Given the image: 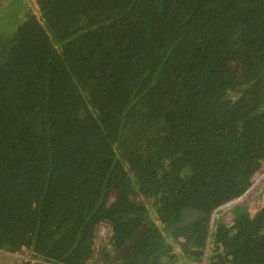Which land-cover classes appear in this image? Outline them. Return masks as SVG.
<instances>
[{
	"label": "trees",
	"instance_id": "trees-1",
	"mask_svg": "<svg viewBox=\"0 0 264 264\" xmlns=\"http://www.w3.org/2000/svg\"><path fill=\"white\" fill-rule=\"evenodd\" d=\"M21 13L0 18V250L15 264H264V0Z\"/></svg>",
	"mask_w": 264,
	"mask_h": 264
},
{
	"label": "rangeland",
	"instance_id": "rangeland-1",
	"mask_svg": "<svg viewBox=\"0 0 264 264\" xmlns=\"http://www.w3.org/2000/svg\"><path fill=\"white\" fill-rule=\"evenodd\" d=\"M21 1H23V0H0V4H1L0 5V18L3 20L4 24L8 28H12V23H10V22L17 21L19 19V17L22 15L21 7H23L24 3H29L32 6L33 3L35 2V0H26L23 3ZM14 6H16L17 8L20 7L17 12H15L16 10H13V8H12ZM9 9H12V10L10 11ZM1 10H3L4 12H2ZM263 175L264 174H262L261 176L254 175L253 178L256 180L255 182L256 183L259 182L262 179ZM251 186H250V188H251ZM120 189H121L120 185H116L114 187V190L108 195V201L109 202H116L119 200V190ZM250 191L251 190H246L245 192H247V194H250ZM223 217L226 221H229L232 218L231 211L227 210L223 214ZM25 257H27V256H25ZM17 261H18L17 258H14V257L10 256L9 254L0 250V264H15Z\"/></svg>",
	"mask_w": 264,
	"mask_h": 264
},
{
	"label": "built area",
	"instance_id": "built-area-1",
	"mask_svg": "<svg viewBox=\"0 0 264 264\" xmlns=\"http://www.w3.org/2000/svg\"><path fill=\"white\" fill-rule=\"evenodd\" d=\"M256 181V180H255ZM247 192H244L241 196H239L236 200L240 201L243 200L245 196H247ZM108 226L106 224H101L98 230V234L102 237H105L107 235Z\"/></svg>",
	"mask_w": 264,
	"mask_h": 264
},
{
	"label": "crops",
	"instance_id": "crops-1",
	"mask_svg": "<svg viewBox=\"0 0 264 264\" xmlns=\"http://www.w3.org/2000/svg\"><path fill=\"white\" fill-rule=\"evenodd\" d=\"M246 197H247V196H245L243 199H245ZM243 201H245V200H243ZM231 202H232V201H231ZM229 203H230V202H228V203H226V204H224V205H222V206L228 205ZM222 206H221V207H222ZM221 207H219V208H221ZM228 211H229V210H228ZM225 212H226V211H225ZM225 212H224V213H225ZM224 220H225V219H224ZM225 221H226V220H225ZM205 258H206V257H205ZM209 262H210V261H207V262H206V260H203V264H209Z\"/></svg>",
	"mask_w": 264,
	"mask_h": 264
},
{
	"label": "clouds",
	"instance_id": "clouds-1",
	"mask_svg": "<svg viewBox=\"0 0 264 264\" xmlns=\"http://www.w3.org/2000/svg\"><path fill=\"white\" fill-rule=\"evenodd\" d=\"M247 196H248V195H247ZM236 199H237V198H236ZM236 199H233V200H236ZM233 200H232V201H233Z\"/></svg>",
	"mask_w": 264,
	"mask_h": 264
}]
</instances>
